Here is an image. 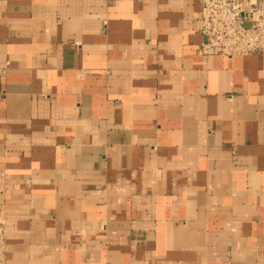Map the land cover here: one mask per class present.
<instances>
[{"label":"crops","instance_id":"obj_1","mask_svg":"<svg viewBox=\"0 0 264 264\" xmlns=\"http://www.w3.org/2000/svg\"><path fill=\"white\" fill-rule=\"evenodd\" d=\"M201 7L0 0L6 264H264V45Z\"/></svg>","mask_w":264,"mask_h":264},{"label":"built area","instance_id":"obj_2","mask_svg":"<svg viewBox=\"0 0 264 264\" xmlns=\"http://www.w3.org/2000/svg\"><path fill=\"white\" fill-rule=\"evenodd\" d=\"M264 0H201L203 41L198 52L224 57L258 53L264 45ZM5 218L0 210V264L5 263Z\"/></svg>","mask_w":264,"mask_h":264}]
</instances>
